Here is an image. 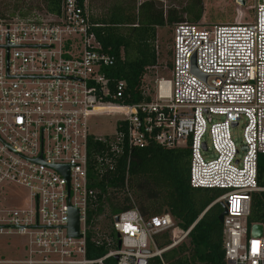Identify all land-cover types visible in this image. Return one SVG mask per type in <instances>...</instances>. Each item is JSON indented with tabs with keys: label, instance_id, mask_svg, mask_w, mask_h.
Listing matches in <instances>:
<instances>
[{
	"label": "built area",
	"instance_id": "obj_1",
	"mask_svg": "<svg viewBox=\"0 0 264 264\" xmlns=\"http://www.w3.org/2000/svg\"><path fill=\"white\" fill-rule=\"evenodd\" d=\"M89 2L62 0L60 13L44 6L0 13V234L26 240L22 259L0 264H151L155 257L167 264L163 253L198 220L184 230L169 213L145 216L129 172L119 182L116 174L122 159L129 168L135 150L152 143L189 146L191 186L224 191L215 202L227 210L226 263L264 264V222L248 223L253 195L264 191V0L247 23L176 24L172 78H160L154 96L142 84L150 99L135 102L126 80L108 72L117 58L94 31ZM102 114L119 115L113 133L92 131L91 118ZM240 124L241 146L233 137ZM101 182L131 205L105 230L88 223L106 201ZM72 210L80 236L69 233ZM254 224L263 225L260 236ZM91 229L108 249L97 258L88 257ZM165 232L172 243L160 248L156 237Z\"/></svg>",
	"mask_w": 264,
	"mask_h": 264
},
{
	"label": "trees",
	"instance_id": "obj_2",
	"mask_svg": "<svg viewBox=\"0 0 264 264\" xmlns=\"http://www.w3.org/2000/svg\"><path fill=\"white\" fill-rule=\"evenodd\" d=\"M99 1V12L95 13L98 9L91 5V1L89 11L98 39L104 48L110 49L117 58L116 65L109 68L108 72L126 80L127 93L130 94L129 102L150 99L142 94V84L148 69L158 63L155 46L158 24L166 25L163 14L159 12L151 17L145 11L143 0ZM42 2L48 11L60 13L62 0ZM22 9V6L16 4L13 11ZM186 12L195 20L202 16V13L195 12L193 7H189ZM174 14L178 17L177 11ZM169 21L173 22L172 19ZM170 65L172 66V63ZM126 172H129L131 186L137 196V206L145 216L161 215L168 210L178 226L184 230L198 220L186 242L163 253L167 264H227L224 248L226 234L219 219L224 206L222 202H215L224 191L191 186L189 146L166 148L155 143L149 144L135 150L129 168L124 159L118 163V182L124 180ZM259 184L264 187V153L259 157ZM95 185L106 193V201H100L97 210L89 213L88 223L105 230L110 228L116 215L131 205L114 198L113 192L108 195L104 182ZM103 217L106 224L101 223ZM255 222H264V191L253 195L248 223ZM109 231L114 235L112 229ZM93 236L94 230L91 229L87 242L88 257L97 258L104 255L108 249L96 245ZM156 240L158 246L163 248L172 243V236L165 232L157 235ZM107 264H118V261L110 258ZM151 264L162 263L159 257H155L152 258Z\"/></svg>",
	"mask_w": 264,
	"mask_h": 264
},
{
	"label": "rangeland",
	"instance_id": "obj_3",
	"mask_svg": "<svg viewBox=\"0 0 264 264\" xmlns=\"http://www.w3.org/2000/svg\"><path fill=\"white\" fill-rule=\"evenodd\" d=\"M93 7H99V0H90ZM145 3V11L152 17L153 14L161 12L166 20V25L158 24L156 51L158 55V63L154 67L148 69L147 75L144 77L143 86L148 95L154 96L157 82L160 78H172L171 63L173 53V33L174 26L178 23L189 22L197 24L200 27H211L216 24L223 23H247L253 20L255 13V5L258 0H143ZM18 4L22 8H42L44 3L42 0H0V12L13 10ZM193 7L195 12L200 11L202 16L199 20H195L186 10ZM98 9V8H97ZM177 11V16L174 12ZM95 12V10H94ZM99 12L96 11L95 13ZM193 17V18H192ZM172 19L173 22L169 21ZM118 114H102L91 118V129L96 134H111L115 131ZM233 137L238 145L241 146L243 141V125L233 129ZM213 151L207 152V155H213ZM216 189V188H215ZM22 194L27 195L25 189H19ZM133 195L137 200L135 191L132 189ZM218 200V199H216ZM138 204V203H137ZM103 220V221H102ZM101 223L106 224L103 217ZM102 226V224H101ZM26 240L18 234H0V259L16 260L24 257V244ZM151 247V245H150Z\"/></svg>",
	"mask_w": 264,
	"mask_h": 264
},
{
	"label": "water",
	"instance_id": "obj_4",
	"mask_svg": "<svg viewBox=\"0 0 264 264\" xmlns=\"http://www.w3.org/2000/svg\"><path fill=\"white\" fill-rule=\"evenodd\" d=\"M241 3H245L244 0H239ZM197 73L206 78L207 75L200 73L199 71H197ZM236 125V124H234ZM243 149H246V147H243ZM58 168L62 169L61 166H58ZM67 175H69V170H67ZM209 209V208H208ZM165 213H169L168 210H165ZM227 213L226 208L224 207V211L220 214L219 219L221 222H223L224 216ZM119 217H116V220H118ZM251 232L253 235L256 236H260L263 232V225L262 224H254L251 228ZM69 233L71 235H75V236H80V230H79V215H78V211L77 210H72L71 211V219H70V225H69ZM116 258L118 259V256H116Z\"/></svg>",
	"mask_w": 264,
	"mask_h": 264
},
{
	"label": "crops",
	"instance_id": "obj_5",
	"mask_svg": "<svg viewBox=\"0 0 264 264\" xmlns=\"http://www.w3.org/2000/svg\"><path fill=\"white\" fill-rule=\"evenodd\" d=\"M90 4V3H89ZM188 240V238L184 241V242H186Z\"/></svg>",
	"mask_w": 264,
	"mask_h": 264
}]
</instances>
